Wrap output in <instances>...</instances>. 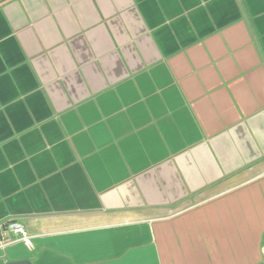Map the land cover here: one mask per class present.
<instances>
[{
    "label": "crops",
    "instance_id": "0c3cea01",
    "mask_svg": "<svg viewBox=\"0 0 264 264\" xmlns=\"http://www.w3.org/2000/svg\"><path fill=\"white\" fill-rule=\"evenodd\" d=\"M0 264H264V0H0Z\"/></svg>",
    "mask_w": 264,
    "mask_h": 264
},
{
    "label": "built area",
    "instance_id": "2783aa9c",
    "mask_svg": "<svg viewBox=\"0 0 264 264\" xmlns=\"http://www.w3.org/2000/svg\"><path fill=\"white\" fill-rule=\"evenodd\" d=\"M5 226L6 232L15 236L14 240L9 243L19 241L23 243L27 248L32 249V237L18 224L7 222L0 225V229Z\"/></svg>",
    "mask_w": 264,
    "mask_h": 264
},
{
    "label": "water",
    "instance_id": "95a60500",
    "mask_svg": "<svg viewBox=\"0 0 264 264\" xmlns=\"http://www.w3.org/2000/svg\"><path fill=\"white\" fill-rule=\"evenodd\" d=\"M9 264H30V263L27 262V261H18V262H12V263H9Z\"/></svg>",
    "mask_w": 264,
    "mask_h": 264
}]
</instances>
